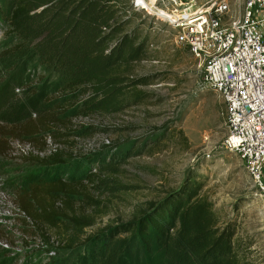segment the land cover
Listing matches in <instances>:
<instances>
[{"label":"trees","instance_id":"1","mask_svg":"<svg viewBox=\"0 0 264 264\" xmlns=\"http://www.w3.org/2000/svg\"><path fill=\"white\" fill-rule=\"evenodd\" d=\"M10 1L4 22L14 43L0 52L8 77L0 93V154L10 151L12 140L26 141L39 153L47 149V139L56 145L43 157L22 159L32 167L14 192L23 234L45 247L54 242L68 249L84 247L88 256L79 264H120L126 255L150 254L153 244L163 251L164 264H246L248 246L237 238V219H226L199 195L194 177L137 220L83 239L96 220L85 209L101 205L87 193L88 185L95 191L113 188L108 178L92 171L114 175L117 164L133 152L109 155L100 149L77 155L75 140L107 128L73 120L118 114L146 102L149 96L139 87L150 84L148 78L129 74L132 64L149 56L148 47L137 29L129 30L128 0ZM31 67L44 72L36 83L26 74ZM0 239L10 243L4 235Z\"/></svg>","mask_w":264,"mask_h":264},{"label":"rangeland","instance_id":"2","mask_svg":"<svg viewBox=\"0 0 264 264\" xmlns=\"http://www.w3.org/2000/svg\"><path fill=\"white\" fill-rule=\"evenodd\" d=\"M10 5V0H0V52L14 43L4 22ZM126 9L132 21L129 30H138L140 41H146L149 51V56L132 64L129 77H147L150 84L139 89L149 97L143 104L118 114L73 120L107 128L105 133L75 140L77 155L100 149L109 155L133 152L117 164L114 175L92 171L108 178V186L113 188L95 191L88 185L87 193L101 205L85 209L84 214L96 220L94 226L85 229L83 239L102 229L137 220L150 205L194 177L200 186L199 195L207 196L226 219H237V238L248 246L246 264H264L263 207L242 162L223 146L227 129L218 94L207 85L203 68L188 49L170 41V29L163 22L145 12L134 14L130 0ZM26 74L30 83H36L44 72L40 67H31ZM7 80V73L0 66V93ZM14 93L12 97L17 99L18 90ZM10 141L6 140L7 146ZM58 144L66 152L69 150ZM85 167L92 169L88 164ZM31 171L32 167L22 160L10 158L7 152L0 154V235L10 240L6 244L0 239V264H79V259L88 256L84 247L68 249L56 242L45 247L23 234L14 192ZM112 178L120 184L112 182ZM97 210L105 214H98ZM61 239L60 236L58 240ZM120 264H164L163 251L153 244L150 254L141 250L126 255Z\"/></svg>","mask_w":264,"mask_h":264},{"label":"built area","instance_id":"3","mask_svg":"<svg viewBox=\"0 0 264 264\" xmlns=\"http://www.w3.org/2000/svg\"><path fill=\"white\" fill-rule=\"evenodd\" d=\"M130 7L163 22L170 41L186 47L203 68L221 100L223 146L242 162L264 211V0H130ZM47 143L39 153L26 141L12 140L8 156L43 157L56 147Z\"/></svg>","mask_w":264,"mask_h":264}]
</instances>
